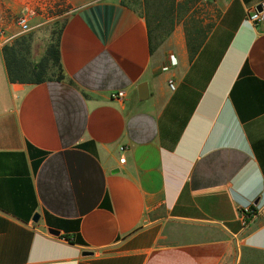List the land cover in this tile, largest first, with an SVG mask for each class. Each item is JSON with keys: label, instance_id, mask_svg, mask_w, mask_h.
I'll return each mask as SVG.
<instances>
[{"label": "crops", "instance_id": "1", "mask_svg": "<svg viewBox=\"0 0 264 264\" xmlns=\"http://www.w3.org/2000/svg\"><path fill=\"white\" fill-rule=\"evenodd\" d=\"M164 3L0 0V264H264V0ZM22 14L62 79L9 80Z\"/></svg>", "mask_w": 264, "mask_h": 264}, {"label": "trees", "instance_id": "2", "mask_svg": "<svg viewBox=\"0 0 264 264\" xmlns=\"http://www.w3.org/2000/svg\"><path fill=\"white\" fill-rule=\"evenodd\" d=\"M159 4H163L162 14L158 15L157 24L153 28L162 27V21H171L170 13L172 7L167 6L164 2L167 0H157ZM159 13V12H158ZM156 14H153L155 18ZM165 28V27H164ZM167 27L164 29V35L169 34ZM162 31V29H161ZM61 32V25L57 31L55 41H52L45 50L44 55L38 60L31 57L30 35H21L17 37L11 44L4 45L3 54L6 62L7 73L11 82L19 83H41L50 79L60 80L64 77L62 65L60 62L58 40ZM152 32V29L150 30ZM152 34V33H151ZM207 35V29L187 31L188 46L192 53L196 52Z\"/></svg>", "mask_w": 264, "mask_h": 264}, {"label": "rangeland", "instance_id": "3", "mask_svg": "<svg viewBox=\"0 0 264 264\" xmlns=\"http://www.w3.org/2000/svg\"><path fill=\"white\" fill-rule=\"evenodd\" d=\"M125 1L128 2L129 4L133 5L135 8H138V9L142 8L141 0H125ZM168 25H169V21H167V22L163 21V25L161 27L162 31L159 28H155V29L153 28L154 32H152V35H153V38L155 39L156 42H158L161 39V33H163V35H164V29H165L164 27H167ZM153 27H154V25H153ZM58 29H59L58 25H53L52 27L47 29V31H46L47 36H46L45 44H39L38 43V39L40 41H41V38L43 39V33H41L39 36L37 35L36 37H34L32 32H26V33H22L19 35V36L30 35L32 59L38 60L42 57V55H44L46 47L52 41H55Z\"/></svg>", "mask_w": 264, "mask_h": 264}, {"label": "built area", "instance_id": "4", "mask_svg": "<svg viewBox=\"0 0 264 264\" xmlns=\"http://www.w3.org/2000/svg\"><path fill=\"white\" fill-rule=\"evenodd\" d=\"M29 17H30V15H28V14H22V15L18 16L17 25L19 26V33L20 34L26 33V32L31 30V26L29 24ZM247 20L249 22H251L253 25H258V24L264 22V10L263 9L261 11H258L256 9L249 10V12L247 13ZM0 33H2V32L0 31ZM10 39H11V37H5L3 40H4V42H7ZM175 63L176 62L173 59V56H171L170 60H169V64L165 65L162 69L166 70L168 68V66L175 65ZM168 86L170 89H174V83L172 80L168 81ZM110 96H111V98L121 99L124 96V91L118 90V91L112 92L110 94ZM119 150L123 151L124 147L123 146L119 147ZM124 160H125L124 157L119 158L120 163H123Z\"/></svg>", "mask_w": 264, "mask_h": 264}, {"label": "water", "instance_id": "5", "mask_svg": "<svg viewBox=\"0 0 264 264\" xmlns=\"http://www.w3.org/2000/svg\"><path fill=\"white\" fill-rule=\"evenodd\" d=\"M256 10L261 11V10H262V9H261V6L258 5V6L256 7ZM145 86H146V85L143 83V84H141V85L138 87V94H139V98H141V99H143V98H145V97L147 96V91L145 90ZM116 171H117V170H115V172H116ZM38 218H39L38 213H35V214L33 215V220H34V221H37ZM48 232L51 233V234H53V235H58V234H59V231L56 230V229H53V228H48ZM89 254H91V251H83V255H89Z\"/></svg>", "mask_w": 264, "mask_h": 264}]
</instances>
